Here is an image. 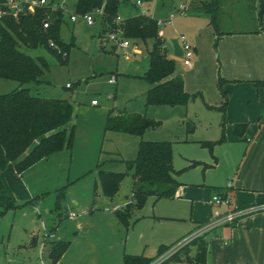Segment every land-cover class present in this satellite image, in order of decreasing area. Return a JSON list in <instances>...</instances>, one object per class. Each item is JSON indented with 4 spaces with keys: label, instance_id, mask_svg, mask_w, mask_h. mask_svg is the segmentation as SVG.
Instances as JSON below:
<instances>
[{
    "label": "rangeland",
    "instance_id": "374dc122",
    "mask_svg": "<svg viewBox=\"0 0 264 264\" xmlns=\"http://www.w3.org/2000/svg\"><path fill=\"white\" fill-rule=\"evenodd\" d=\"M150 1L148 4L151 3V6L161 3L160 0ZM172 1L170 7H175L172 10L175 12L182 0ZM68 2L72 8L76 0ZM234 7L227 6L218 12L215 23L219 33L247 30L252 21L255 24L262 21L247 12L245 5H238L236 12ZM121 12L122 15L124 12ZM132 12L138 14L133 8ZM148 15L158 18L160 12L150 10ZM206 20L210 21V14L203 16L188 9L184 17L176 15L172 23H166L158 29L162 30L166 41L173 26H179L178 30L190 38L196 32L194 25L205 24ZM104 30L109 29L107 25H101L99 19L89 26L83 20L72 23L65 16L60 27V37L70 47L67 61L64 62L41 47L21 48L31 56H44L49 64L41 76L40 85L28 84L31 93H40L46 98L66 99L73 103L74 140L71 153L67 154L64 161H51L49 164L52 169L54 165L56 167L55 173L49 178L36 182L37 173H31L34 178L32 183L49 187L47 191L50 192H45L35 205L28 203L0 216V264H51L47 251L49 244L58 239L69 242L61 264H123L124 253H144L156 257L161 243L171 245L177 244L181 238V241L191 238L184 245L188 246L196 237H200L196 234L201 225L193 229L194 221L197 217H205L207 211L199 212L195 202L204 201L208 196L210 199L211 186L233 185L229 175L236 170L239 160L230 157L229 150L235 143L220 144L221 141H218L221 138L224 113L207 100L210 99L207 96L212 93L209 65L217 63V69L220 67L217 44L220 48L222 43L217 41L215 44L213 40L207 47L203 43L201 50L204 49L210 58L201 67L203 76H186L189 87L202 86L206 92L203 97L201 90L198 96L189 99L186 108L146 106L145 94L150 84L143 75L148 67V50L153 39L123 36L129 40V46L120 48L111 40L103 43L102 36L106 35ZM166 48L167 55L175 61V71L184 75L189 69L183 65L181 57L172 53L169 45ZM112 75L116 76V84L108 82ZM17 86L16 81L2 79L0 93H7ZM92 100L98 104L92 105ZM121 112L144 114L158 122V125L146 129L141 136L106 131L104 128L108 113L113 116ZM141 140L171 142L172 163L177 171L176 178L182 184L177 189L175 199L161 198L154 202L152 197H148L143 206L138 208L131 199L132 172L126 173L118 192V196L132 205L129 224L124 226L113 216L108 218L112 213L102 199L105 195L99 185L96 162L99 160L97 165H101L103 160L105 170L125 171L124 161L117 159L133 160ZM203 141L211 142V145H203ZM109 158L116 160L107 161ZM79 176L81 178L76 179ZM56 188L59 190H54ZM60 189L64 192L58 200L61 206L54 209ZM95 191L99 195H95ZM92 201L96 206L88 211L93 206ZM71 211L75 216H69ZM77 222H81L82 227H76ZM54 226L55 232L52 231ZM37 229L38 240L32 243L34 239H31V234L37 232ZM173 248L176 246H171L163 253ZM182 251L180 247L175 253L180 254Z\"/></svg>",
    "mask_w": 264,
    "mask_h": 264
},
{
    "label": "trees",
    "instance_id": "16d2710c",
    "mask_svg": "<svg viewBox=\"0 0 264 264\" xmlns=\"http://www.w3.org/2000/svg\"><path fill=\"white\" fill-rule=\"evenodd\" d=\"M197 2L200 10L210 14V23L216 30L218 0ZM101 6L106 15L105 21L113 26V19L119 13L120 0H76L74 8L75 12L83 14ZM44 17V12L38 10L32 15H24L18 19L9 16L0 18V81L6 79L18 83L11 91L0 93V145L4 150L5 159L13 164L19 174L55 152L72 149L74 140L73 103L66 99L46 98L33 94L28 85L30 83L40 85L41 76L49 64L44 56H31L25 53L22 47L32 49L41 47L60 62L67 61L68 57L70 44L65 43L60 37L62 14L52 13L51 24L47 29L42 26ZM122 27L126 37L153 39L148 50V67L143 75L150 84L145 94V105L186 106L195 94L187 93L183 78L174 75L175 61L167 55L166 40L158 35L156 18L140 14L129 16L124 18ZM216 33L220 34L218 31ZM50 41L62 48L66 56L57 54L49 47ZM223 83L224 80L219 78L217 87L223 102L218 109L222 112L228 100V92L222 88ZM157 125L158 122L144 114L121 112L113 116L108 113L104 129L141 136L146 129L155 128ZM222 140L223 137L218 141ZM202 144L211 145V142L203 141ZM122 161L126 166L125 171L105 170L98 165V181L105 196L113 197L119 191L123 176L131 171V198L136 207H142L148 197L154 200L174 197L179 182L175 178L177 171L172 164L170 141L141 140L136 157L133 160ZM63 195L64 192L61 190L56 196V204ZM31 202L32 200L18 204L4 177L0 175V216ZM131 206L127 204L123 211H117L121 221L126 223ZM203 235L189 243L197 246L193 260L199 264H205L206 244ZM68 245L69 242L66 241L51 243L48 257L53 263L60 258ZM173 245L175 243L160 246L156 257L124 255L123 263L149 264ZM188 246H183L182 249L185 250ZM177 255L172 254L163 263Z\"/></svg>",
    "mask_w": 264,
    "mask_h": 264
},
{
    "label": "crops",
    "instance_id": "0c3cea01",
    "mask_svg": "<svg viewBox=\"0 0 264 264\" xmlns=\"http://www.w3.org/2000/svg\"><path fill=\"white\" fill-rule=\"evenodd\" d=\"M148 2L151 1L143 0V6L147 10V14H149L150 10L152 12L154 10H159L160 15L158 18L166 17L172 12L173 8H175L170 7V4L173 3L172 0H168L169 3H167V0H160L161 3L154 6H151V3L148 4ZM197 3V1L192 2L189 10L192 9L198 14L206 16L207 13L200 10ZM167 5L169 6L167 7ZM232 5L236 6L234 7L235 12L238 9V5H245L247 12L254 14V18L255 16L259 18L257 14L259 0H218V12ZM132 8L138 13V9L134 5V0H120L119 11L121 12V10H123L124 12L122 16H134L136 13L132 12ZM185 15L186 13L181 16L184 17ZM206 22L205 24L200 23L194 25L195 34L191 35L190 38L186 37L194 50V55L192 57L194 59L191 61L192 66L187 67L183 64L189 70L185 71L184 75L175 71L174 75H180L183 78L184 89L187 93L198 96V92L203 90L201 91L203 97V93L206 94V92L202 89V86L189 87L190 83L186 80V76L189 77L197 74L200 78L203 76L201 67L210 60L209 56L204 53V49L201 50L203 43L205 47L213 40H215V44H217V41L218 43H222L220 48L217 44V60H219L220 67L217 69V63L216 65L214 63L212 64L215 69L209 65L211 73L209 83L212 88V93L211 96H206L210 98L207 100H210L209 102L211 105L217 107L221 105L223 97L217 87V82L219 78H222L224 80L222 88L228 92V100L223 112V128L221 129V138L223 137V140L220 144L235 143L230 146L229 156L238 158L239 164L236 170L229 175L233 180L232 186H211L210 199L208 196V199L204 201L196 200V209H198L199 212L207 211V214L205 213V217H197L194 221L193 229L205 224L211 219L214 207L211 203V198L214 194L228 195L230 197V206L232 209L244 210L247 208H256L254 211L242 213L237 217L233 225H220L203 235L206 244L205 264H264V13L262 21L259 24H255L254 21H252L250 28L247 30L222 32L219 35L216 33L217 26L215 30L210 21L208 22L206 20ZM178 27L179 26H173V31H169L167 36L174 37L184 34L178 30ZM178 32H180V34ZM190 34H192V32ZM168 45L170 46L169 43ZM212 83L214 85L213 87ZM114 84H116V81ZM37 94L41 95L40 93ZM186 107L187 105L183 108ZM224 125L227 126L224 127ZM224 130L226 131V136ZM69 153H71V149H63L59 152H55L19 174L16 172L13 164L5 159L4 150L0 145V175L4 177L15 200L19 202H29L32 200L30 204L35 205V202L39 200L45 192L50 191H47L49 187H42L43 185L36 186V184L32 183L34 178H32L31 173L34 171V175L37 173L36 176L38 179H36V182L49 178L51 174L55 173L54 170L56 168L55 165L53 169L49 167L51 161L52 163H56L59 160H63ZM114 160L116 159H107V161L110 162ZM117 161L122 160L117 159ZM101 162V167L103 168L105 164H103V160ZM98 163L99 160L96 162V166H98ZM217 164H220V162H217ZM174 170L176 171L175 168ZM176 175L177 173L175 174V178ZM80 178V176L76 177V179ZM181 184L182 183L179 182V186ZM177 189L174 197L168 199L173 200L176 198ZM54 190L59 189L56 188ZM118 192L113 197L104 196L102 199L112 213V215L109 214L108 218H112L113 216L122 225L128 226L131 213L129 212L125 223L118 218L117 211H123L130 202H126L125 199L118 196ZM97 194L98 192L95 191V195ZM155 201L157 200H154V202ZM93 203L94 201H92V205ZM58 206L60 207L61 205L56 204L54 209H57ZM94 206L96 205L94 204L88 211H92ZM138 218L139 217H137V219ZM76 227H82V223L77 222ZM55 229V226L52 227L53 232H55ZM36 231L37 232H32L31 234V239H34L32 243H36L38 240L39 229ZM56 241H62V239ZM50 245L51 244H49V247ZM165 245L164 243L159 244L156 253H158L160 246ZM68 247L56 262L53 263L48 257L51 264H61ZM191 247L192 248L183 250L182 253L163 264H199L193 260L197 251L196 245ZM124 255H142L150 258V256L144 253H124L123 257Z\"/></svg>",
    "mask_w": 264,
    "mask_h": 264
},
{
    "label": "built area",
    "instance_id": "2783aa9c",
    "mask_svg": "<svg viewBox=\"0 0 264 264\" xmlns=\"http://www.w3.org/2000/svg\"><path fill=\"white\" fill-rule=\"evenodd\" d=\"M193 1L197 0H182L178 8L175 9V12H170L164 18H156L158 28L159 26H164L166 23H172V20L176 15H184L190 8V5ZM134 5L138 9V14L148 15L147 10L143 6V0H134ZM38 10H42L45 14V17L42 21V26L44 29L49 28L51 24V14L54 12H60L62 14V19L67 16L68 20L72 23H78L83 20L89 26L94 25L97 19H99L101 25H107V28L109 29L104 30L106 31V35L102 36L103 43L111 40L114 42L116 47L126 48L127 46H129V40L123 37L124 30L122 24L124 21V17L120 13H118L113 19L114 25L111 26L107 23V21H105L106 15L102 6L81 14L75 12L74 7L70 8L68 0H0V18L9 16L14 19H18L24 15H32ZM158 35L163 37V32L161 29H158ZM177 38L183 51V54L181 56L182 62L185 66L191 67V60L194 55L193 47L188 42L184 34H180L179 36H177ZM168 43L169 42L166 41V47ZM49 47L55 50L57 54H60L64 57L66 56V52L53 41L49 42ZM115 81V76H110L108 82L110 84H114ZM91 103L97 104L98 102L96 100H92ZM211 203L214 206L212 211V217L208 222L200 226L196 236H201L220 225H233L237 217H239L242 213L254 211L256 209H232L230 206V197L226 194H214L211 198ZM69 216L73 217L75 216V213L70 212ZM190 239L182 241L180 240L177 244L174 245V247L176 246V248L171 249L169 252L162 253L149 264H163L166 259H168L172 254H174L177 249H179L180 247L182 248Z\"/></svg>",
    "mask_w": 264,
    "mask_h": 264
},
{
    "label": "water",
    "instance_id": "95a60500",
    "mask_svg": "<svg viewBox=\"0 0 264 264\" xmlns=\"http://www.w3.org/2000/svg\"><path fill=\"white\" fill-rule=\"evenodd\" d=\"M263 13H264V2L260 1L259 5H258V17L260 19H262ZM168 42L171 46L172 53L175 56L181 57L183 54V51H182L181 45L178 41V38L177 37H169Z\"/></svg>",
    "mask_w": 264,
    "mask_h": 264
}]
</instances>
